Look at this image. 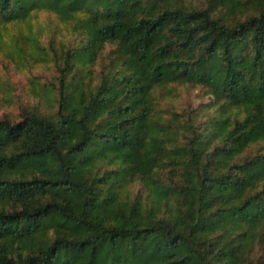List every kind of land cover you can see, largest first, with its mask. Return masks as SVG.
Instances as JSON below:
<instances>
[{
	"label": "trees",
	"instance_id": "trees-1",
	"mask_svg": "<svg viewBox=\"0 0 264 264\" xmlns=\"http://www.w3.org/2000/svg\"><path fill=\"white\" fill-rule=\"evenodd\" d=\"M41 8L76 42L0 118V264H264V0H0V41Z\"/></svg>",
	"mask_w": 264,
	"mask_h": 264
},
{
	"label": "rangeland",
	"instance_id": "rangeland-1",
	"mask_svg": "<svg viewBox=\"0 0 264 264\" xmlns=\"http://www.w3.org/2000/svg\"><path fill=\"white\" fill-rule=\"evenodd\" d=\"M204 5L207 0H191ZM0 41V118L8 115L11 120L22 118L24 109L37 108L47 111L46 88L57 82L58 61L61 59L64 44L75 43L76 34L71 23L60 18L59 14L39 9L27 20L9 22L2 31ZM17 40L15 41V39ZM46 46L45 61L40 60L41 50H34L33 41ZM16 43V44H15ZM34 44V45H33ZM22 48V50L20 48ZM114 47L107 43L97 59L94 70L99 72L108 61V52ZM38 56V59L35 57ZM178 95L163 97L161 106L169 110L186 111L199 108L201 104L213 101L202 85L177 84Z\"/></svg>",
	"mask_w": 264,
	"mask_h": 264
}]
</instances>
